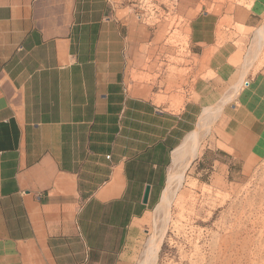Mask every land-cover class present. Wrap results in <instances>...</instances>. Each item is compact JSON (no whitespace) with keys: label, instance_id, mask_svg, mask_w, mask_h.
I'll return each instance as SVG.
<instances>
[{"label":"crops","instance_id":"obj_1","mask_svg":"<svg viewBox=\"0 0 264 264\" xmlns=\"http://www.w3.org/2000/svg\"><path fill=\"white\" fill-rule=\"evenodd\" d=\"M156 2L152 25L142 0H0V264H144L206 109L228 148L264 158V63L240 45L264 36V0Z\"/></svg>","mask_w":264,"mask_h":264},{"label":"rangeland","instance_id":"obj_2","mask_svg":"<svg viewBox=\"0 0 264 264\" xmlns=\"http://www.w3.org/2000/svg\"><path fill=\"white\" fill-rule=\"evenodd\" d=\"M139 8V18L152 25L167 16L156 0H142ZM165 20L169 30L178 26L175 17ZM171 31L167 44H181L186 52L187 37ZM263 37L251 46L240 42L250 70L264 63ZM217 108L209 121L200 119L199 155L175 188L170 206L166 210L159 203L153 211L146 237L161 246L153 264H264V158L252 159L247 151L226 146Z\"/></svg>","mask_w":264,"mask_h":264},{"label":"bare ground","instance_id":"obj_3","mask_svg":"<svg viewBox=\"0 0 264 264\" xmlns=\"http://www.w3.org/2000/svg\"><path fill=\"white\" fill-rule=\"evenodd\" d=\"M235 94H237V93L235 92ZM218 110H221V106H219L216 109V111H218ZM211 113H212V111L210 108L206 109L201 116V121L206 120V119L208 120L210 115H212V117H213V113L212 114ZM216 116H217V114H216ZM212 121H213V119H212ZM204 123L206 125L205 121H204ZM202 125H203V123H202ZM200 127H201V125L199 123L197 128L194 131H192L186 137L183 144L179 148H177V150H175L174 155L172 156L173 161H172L170 171H169L167 186L163 192V196H162L161 202H160V206L166 207V210H167V206H170L171 198H172L171 196H172L175 188L176 187L178 188V186L184 181L189 165L191 164L192 160L197 158V156L199 155L200 140L202 139V137H201V131L202 130L200 131ZM202 129H203V127H202ZM173 195L175 196V194H173ZM160 232H161V230H160ZM160 236H161V234H160ZM147 242H148L147 243L148 247H147L146 252H145L144 264H153L157 259L158 250H159V248H161L160 241L155 239V238H152Z\"/></svg>","mask_w":264,"mask_h":264},{"label":"built area","instance_id":"obj_4","mask_svg":"<svg viewBox=\"0 0 264 264\" xmlns=\"http://www.w3.org/2000/svg\"><path fill=\"white\" fill-rule=\"evenodd\" d=\"M138 15H139L140 17H142V16H143V12L141 11L140 14H138ZM249 83H250L249 80H245L244 83H243V85H244V86H247V85H249Z\"/></svg>","mask_w":264,"mask_h":264},{"label":"water","instance_id":"obj_5","mask_svg":"<svg viewBox=\"0 0 264 264\" xmlns=\"http://www.w3.org/2000/svg\"><path fill=\"white\" fill-rule=\"evenodd\" d=\"M148 194H149V188H148L147 191H146V194H145V200L147 199Z\"/></svg>","mask_w":264,"mask_h":264}]
</instances>
